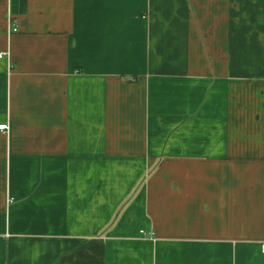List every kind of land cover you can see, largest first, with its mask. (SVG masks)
<instances>
[{"label":"crops","instance_id":"1","mask_svg":"<svg viewBox=\"0 0 264 264\" xmlns=\"http://www.w3.org/2000/svg\"><path fill=\"white\" fill-rule=\"evenodd\" d=\"M1 53L0 264H264V0H0Z\"/></svg>","mask_w":264,"mask_h":264},{"label":"built area","instance_id":"2","mask_svg":"<svg viewBox=\"0 0 264 264\" xmlns=\"http://www.w3.org/2000/svg\"><path fill=\"white\" fill-rule=\"evenodd\" d=\"M13 31H17V28L15 27V28H13ZM2 53L0 54V57H2ZM8 128H9V125H8V123H3V124H0V130L1 131H6V130H8ZM262 250H263V252H264V243H262Z\"/></svg>","mask_w":264,"mask_h":264}]
</instances>
